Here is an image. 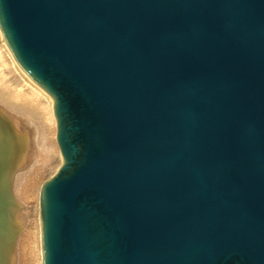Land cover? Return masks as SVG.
I'll return each instance as SVG.
<instances>
[{
	"label": "water",
	"instance_id": "95a60500",
	"mask_svg": "<svg viewBox=\"0 0 264 264\" xmlns=\"http://www.w3.org/2000/svg\"><path fill=\"white\" fill-rule=\"evenodd\" d=\"M63 164L44 264H264V0H0Z\"/></svg>",
	"mask_w": 264,
	"mask_h": 264
},
{
	"label": "bare ground",
	"instance_id": "6f19581e",
	"mask_svg": "<svg viewBox=\"0 0 264 264\" xmlns=\"http://www.w3.org/2000/svg\"><path fill=\"white\" fill-rule=\"evenodd\" d=\"M52 124L51 102L0 29V264H44L38 184L56 150Z\"/></svg>",
	"mask_w": 264,
	"mask_h": 264
},
{
	"label": "rangeland",
	"instance_id": "374dc122",
	"mask_svg": "<svg viewBox=\"0 0 264 264\" xmlns=\"http://www.w3.org/2000/svg\"><path fill=\"white\" fill-rule=\"evenodd\" d=\"M30 119V118H29ZM53 125V124H52ZM52 129H53V136L52 137H54V138H56V133H55V130H56V127L53 125L52 126ZM53 141L55 140L56 141V139H52ZM54 141V144H55V148H56V150H55V152H54V155L51 157V164H50V167L44 172V174L42 175V177H41V181H39V184H38V186H39V188H41V185H42V183H43V185L50 179V178H52L58 171H59V169L61 168V166H62V163H61V161L59 160L60 158V151H59V148H57L58 147V145L56 144V142ZM59 154V155H58ZM59 156V157H58ZM55 162V163H54ZM49 170V171H48ZM45 177V178H44ZM37 204V203H36Z\"/></svg>",
	"mask_w": 264,
	"mask_h": 264
}]
</instances>
